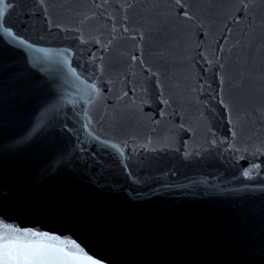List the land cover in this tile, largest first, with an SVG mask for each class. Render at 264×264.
I'll use <instances>...</instances> for the list:
<instances>
[{"label":"water","instance_id":"obj_1","mask_svg":"<svg viewBox=\"0 0 264 264\" xmlns=\"http://www.w3.org/2000/svg\"><path fill=\"white\" fill-rule=\"evenodd\" d=\"M13 2L7 22L33 49L0 42V219L113 264H238L240 209L260 197L245 185L264 180V0Z\"/></svg>","mask_w":264,"mask_h":264},{"label":"snow or ice","instance_id":"obj_2","mask_svg":"<svg viewBox=\"0 0 264 264\" xmlns=\"http://www.w3.org/2000/svg\"><path fill=\"white\" fill-rule=\"evenodd\" d=\"M107 0H102L101 4H95L94 7H103ZM0 42H6L8 44L19 43L25 45L28 49H33L32 44H28L25 39L20 38L16 33L14 28L10 23H8L9 15L15 10V3L13 0H0ZM38 7L42 8L47 12V5L45 0H38ZM130 7V5H126ZM175 6L183 9L184 5L181 0H175ZM252 4L241 0L238 10H244L247 12ZM185 17L189 20L192 19L187 12L184 13ZM49 27H52V22L49 21ZM56 27H60L56 25ZM61 31H79V29H66L61 28ZM116 28L113 27L112 31L116 32ZM123 32H129L127 27L123 28ZM82 35V34H81ZM114 39V38H113ZM133 40L137 37L133 36ZM142 40L143 37H140ZM81 43H87V41L81 39ZM94 43L100 45L101 41L94 40ZM111 41H109V44ZM105 50H107L108 45H101ZM37 51H43L42 49H36ZM4 54V49L0 48V76L5 72V67L2 63V57ZM61 56H69L71 52L68 49H64L62 52L57 53ZM92 61L95 63L96 57L92 56ZM132 61H136V56L132 55L130 57ZM101 62L103 61V56L100 57ZM67 64V60L64 61ZM98 70L103 73L104 66L103 63L98 66ZM70 74L76 76V70L70 69ZM79 80V77L76 76ZM223 83V81H221ZM97 93L95 85H93L89 90L88 94L83 97L85 104L92 103V96ZM127 95V93H125ZM162 103L167 104L166 100H162ZM223 103V101H221ZM45 110V114H46ZM79 115L85 123L81 124L83 129H91L92 120L88 114L87 109H81ZM42 118V117H41ZM231 123V121H229ZM38 127V125H37ZM67 128V125H63ZM36 128H33V132ZM89 136L93 139L99 140L94 134L89 131ZM31 135V134H29ZM235 136V133H233ZM213 139L211 141L212 145L218 143H224V141H218L215 139V133H212ZM29 137H22L23 140H27ZM102 145L106 147H111L116 153L123 156L120 147L117 143L108 144L107 141H99ZM126 144V142H124ZM260 149L257 148L256 152ZM3 155V147L0 146V156ZM200 155L198 150L185 149L183 153V159L185 161H190L193 157ZM243 159V157H240ZM260 164H251L247 169L241 171V176L245 181H254L260 175ZM253 172L256 176H253ZM262 185L259 188L249 189L247 184L245 189L248 190L255 196L258 192L260 197L258 200H253L250 203L241 206L240 212L242 214L243 226L248 232V243L246 244L244 250L241 253L240 260L238 264H264V180L260 181ZM86 247V246H85ZM85 247H81L79 243L75 240L62 238L60 235L52 234L47 231H38L32 228H19L12 224L6 223L3 219H0V264H113L111 260H107L104 257L96 258L94 255H90L85 251Z\"/></svg>","mask_w":264,"mask_h":264}]
</instances>
